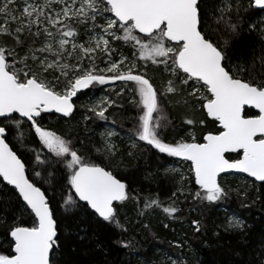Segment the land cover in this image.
<instances>
[{"label":"snow or ice","instance_id":"1","mask_svg":"<svg viewBox=\"0 0 264 264\" xmlns=\"http://www.w3.org/2000/svg\"><path fill=\"white\" fill-rule=\"evenodd\" d=\"M250 9L264 11V0H0V227L8 244L0 264H83L64 259L61 227L71 221L78 239L88 242L95 238L89 236L93 222L126 234L130 221L125 215L122 222L121 211L129 203L138 217L159 211L171 221L181 219L185 203L193 210L224 207L233 196L241 207L255 203L249 191L256 182L264 185V17L248 18ZM222 31L229 37L223 43ZM245 31L260 44L248 58L237 56L233 44ZM156 73L166 77L159 88ZM117 82L110 94L77 105L86 90ZM120 98L135 110L132 127L124 137L116 127L106 128L91 148L43 123L44 114L53 112L71 119L79 106L86 109L85 122L116 126L119 115L123 128L128 109ZM164 99L183 109L182 132ZM246 107L257 111L246 117ZM209 122L218 129L206 130ZM9 136L29 153V163ZM117 138L128 145L126 152ZM32 139L42 147L29 149L26 140ZM144 146L188 163L190 176L164 169L173 186L167 202L141 197L118 175L125 157L135 158ZM229 179L243 183L233 187ZM190 226L194 235L205 229L203 219H192ZM248 227L225 208L214 235H233L248 247ZM111 242L126 254L143 251L133 236ZM259 243L247 254L233 253L240 264H264V239ZM169 244L184 249L188 241ZM95 248L104 251L99 243ZM161 254L171 255L154 250V256ZM127 264L151 259L132 256Z\"/></svg>","mask_w":264,"mask_h":264},{"label":"trees","instance_id":"2","mask_svg":"<svg viewBox=\"0 0 264 264\" xmlns=\"http://www.w3.org/2000/svg\"><path fill=\"white\" fill-rule=\"evenodd\" d=\"M247 17L251 19H259L264 17V11L258 9H250L247 13ZM215 27V24H213ZM220 42L223 43L224 39L229 38L227 32L218 33ZM234 52L237 56H243L248 58L253 55V49L256 54L259 53L260 44L257 39V35L243 32L240 37L234 39ZM103 66V65H101ZM153 75V73H149ZM166 79L159 73L154 76L156 86L159 88ZM120 87V82L116 85L98 86L95 89L86 90L85 93L80 94V98L76 100L77 105L81 103H88V97H98L99 95L110 94V90L107 87ZM121 102L125 104L128 111L125 113L126 118L123 120V128L118 127L121 123L119 115H117V125L105 124L104 122L90 120L85 122L83 115L86 112L85 108L77 107V110L73 118H61L56 114H44L43 123L45 126L57 131L59 134H63L68 138L78 142L84 140L85 145L91 148L94 144H99L101 141L100 133L105 131V127H116L122 135L132 127L131 117L134 115L135 110L128 105L126 98H120ZM163 103L165 109L169 114V117L173 120V125L182 132L180 114L183 111L182 108H178L170 104L168 99H164ZM109 111H112L111 109ZM91 115V113H88ZM245 116H251L252 112L245 110ZM87 128V131L85 130ZM209 122L206 130H217ZM21 132H25L24 125L21 126ZM27 135V133H25ZM200 133H197L199 136ZM165 136L169 141L173 139L171 129H169ZM10 146H13L18 155L29 163L31 157L28 152L22 149L16 140L9 136ZM116 142L120 144L121 149L126 152L128 145L121 143L120 138L116 139ZM29 149L32 147L40 148L38 140L32 139L26 140ZM44 151V150H43ZM83 151V149H82ZM135 151V150H134ZM88 154V153H85ZM92 156H95V152H91ZM235 158L236 155H229ZM52 159H56L53 158ZM99 162V161H97ZM125 167L118 170L120 178L127 182L130 190H134L141 197H158L164 202L168 201V198L173 190L172 184H170L164 178V169L175 167L180 168L185 175H189L188 163L179 161L176 158L166 157L164 154H159L154 149H150L148 146H144L143 151H137L136 157H125ZM45 168L47 165L44 166ZM60 167V166H58ZM39 170V169H38ZM114 171H117L114 169ZM29 176L31 177V170H29ZM237 177H240L236 175ZM248 179V178H247ZM249 188L252 189L251 179H248ZM229 183L233 187L237 184H242L243 181L237 180L233 182L229 179ZM191 186V185H190ZM46 188L47 185H44ZM250 199L255 200L250 207H241L239 200L233 196V198L224 207H212L210 209H201L199 207L193 210V207L185 203L182 205L183 212L180 213L181 219L176 221L166 220L162 213L157 211L155 214L147 217H138L134 210V206L129 203L121 211V218L126 215L130 222L127 223L129 232L122 234L114 226L108 225L105 222L96 223L93 222L89 225V236L91 237L95 233V238L88 241H81L77 235L72 231L75 227L71 221H68L67 226L61 227L59 239L61 241V248L64 253V259L70 261H81L83 264H127L130 257L135 256L137 258L144 256L151 259V264H170L172 260H179L180 264L187 261V264H240V260L234 256V252L239 249L245 254L249 249L255 246L259 249L260 241L264 239V185L260 182L255 183V188L249 191ZM54 207H56L54 205ZM225 208H227L229 214L235 213L242 218L248 227V235L246 237L248 241V247H243L237 242V238L233 235H228L221 232L220 236L214 235V232L218 230V226L225 219ZM59 215V209H57ZM11 219V214H9ZM26 222L27 217L23 218ZM192 219H203L205 229L202 233L193 234L190 226ZM143 223L149 224V228L142 227ZM164 223H168L169 227L164 228ZM152 233L156 234L157 238H154ZM133 236L140 242L143 251L141 253H128L118 248L111 241L117 237ZM183 241L187 240L188 245L184 249H177L170 246L169 241ZM99 243L104 251L97 250L95 245ZM207 245V246H205ZM75 249V251H73ZM84 250H87V255H83ZM154 250H161L163 253H171V255L161 254L158 257L154 256ZM8 251V244L6 241L3 228L0 227V253H6ZM251 258V257H248Z\"/></svg>","mask_w":264,"mask_h":264},{"label":"water","instance_id":"3","mask_svg":"<svg viewBox=\"0 0 264 264\" xmlns=\"http://www.w3.org/2000/svg\"><path fill=\"white\" fill-rule=\"evenodd\" d=\"M259 10V9H258ZM117 83H119V82H117ZM245 110H250V111H252L254 114L256 113V111L257 110H255V109H250V108H247L246 107V109ZM49 114H56V115H59V114H57V113H49ZM218 126V125H217ZM232 154H234V153H231V154H227V155H232ZM177 159V158H176ZM178 160V159H177ZM235 175H238V176H240V177H246V174H239V173H237V174H235ZM248 179H251L252 180V178H248Z\"/></svg>","mask_w":264,"mask_h":264},{"label":"rangeland","instance_id":"4","mask_svg":"<svg viewBox=\"0 0 264 264\" xmlns=\"http://www.w3.org/2000/svg\"><path fill=\"white\" fill-rule=\"evenodd\" d=\"M110 88H112V87H111V86L107 87L108 90H110ZM101 96H103V95H99L98 97H94V96H93V97H91V100H96V99H98V98L101 97ZM88 102H90V100H89ZM106 128H109V126H106L105 129H106ZM121 137H124V135L121 134ZM125 139H126V138H125ZM41 147H42V146H41ZM43 152H44L47 156L51 157V154L47 153V152H46V149H45ZM51 158H52V157H51ZM53 158H55V157H53Z\"/></svg>","mask_w":264,"mask_h":264},{"label":"flooded vegetation","instance_id":"5","mask_svg":"<svg viewBox=\"0 0 264 264\" xmlns=\"http://www.w3.org/2000/svg\"><path fill=\"white\" fill-rule=\"evenodd\" d=\"M74 99H75V98H74ZM249 111H250V110H249ZM251 112H252V111H251ZM48 114H49V113H48ZM252 115H254V113H253V112H252ZM252 115H251V116H252ZM246 117H248V116H246ZM232 155H237V154H232Z\"/></svg>","mask_w":264,"mask_h":264}]
</instances>
